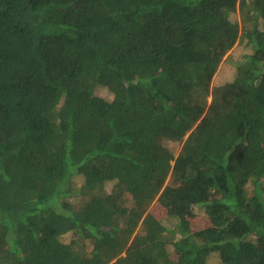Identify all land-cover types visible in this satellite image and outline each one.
<instances>
[{
  "label": "trees",
  "instance_id": "obj_1",
  "mask_svg": "<svg viewBox=\"0 0 264 264\" xmlns=\"http://www.w3.org/2000/svg\"><path fill=\"white\" fill-rule=\"evenodd\" d=\"M214 259L264 264V0H0V264Z\"/></svg>",
  "mask_w": 264,
  "mask_h": 264
},
{
  "label": "rangeland",
  "instance_id": "obj_2",
  "mask_svg": "<svg viewBox=\"0 0 264 264\" xmlns=\"http://www.w3.org/2000/svg\"><path fill=\"white\" fill-rule=\"evenodd\" d=\"M237 18V21L239 20V16L235 17ZM217 43H219L217 41ZM242 50H240L237 46H234V49H230L225 55L224 57L222 58V66L218 69V72L217 74L214 76L213 78V83H214V80L215 78H219L220 76H224V75H227V76H232V73H233V68H231L230 66V61H228L229 59L232 60V59H236V58H239L240 57V53H241ZM230 65V66H229ZM212 83V84H213ZM208 102L211 101V96L209 95L208 96ZM171 145V144H170ZM172 146V145H171ZM180 148V145L179 144H176L174 146L173 149L176 150L175 152V155H177V152H178V149ZM173 163V162H172ZM152 207V205H151ZM152 212L156 215L159 216V214L162 212L161 211V208L157 205V204H154L153 207H152ZM198 212V211H197ZM189 223H190V228L195 230L197 227L199 226H203L207 223L206 220L202 219L200 216H193L191 219H189ZM210 264H218V261H216L215 259L214 260H211V263Z\"/></svg>",
  "mask_w": 264,
  "mask_h": 264
}]
</instances>
